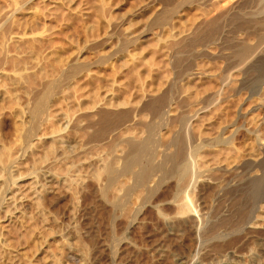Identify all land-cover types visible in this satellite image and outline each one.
Wrapping results in <instances>:
<instances>
[{"label":"rangeland","instance_id":"374dc122","mask_svg":"<svg viewBox=\"0 0 264 264\" xmlns=\"http://www.w3.org/2000/svg\"><path fill=\"white\" fill-rule=\"evenodd\" d=\"M184 1L0 0V147L3 145L0 159L4 157L0 162L3 164L7 160L6 153L17 155V167L14 165L8 174H3L0 164V176L3 174L0 177V188H3L0 197L4 190L1 184L6 178L8 184L14 183L12 192L15 193V200H9L1 209L6 212L4 218L0 212V264H175L173 258L177 256L190 259L187 264H218L214 257H202L203 247L197 252L193 249L195 245L188 231L190 216L182 217L181 214L178 217L175 205L168 203L176 189L174 161L171 158L175 151L174 145L161 159L164 147L156 148V154V150L154 152L150 148L153 138L149 139L145 135L155 129V134L161 135L160 141L163 143L172 139L177 126L173 120L167 122V114L170 116L175 113L176 105L172 89L174 68L172 61L166 59V50L168 38L175 32L178 2L181 6L183 4L181 11H178L179 16L183 15L181 18L178 16V19L186 23L192 15ZM146 25H149L147 33L135 36ZM4 74L10 75L6 78ZM166 79L169 82H165ZM50 80H56L54 86L58 84L53 86L47 109L41 113L43 119L40 117L37 125L39 131L36 127L35 136L30 138L28 144L21 134L31 121L22 117V108L26 104H34L35 97L37 100L42 92L43 84ZM184 81V89H190V82ZM145 93L151 95V102L163 105L161 112L167 114L164 112L149 118L147 111H137ZM100 106L105 107L102 112L107 116L106 119L112 120L120 114L129 121L127 125L130 123L129 133L144 138L142 141L146 151L142 143H139L142 148L138 144L132 151L134 157L140 150L141 158L143 149L144 154L148 151L149 155L141 161L137 156L135 161L141 163L138 167L135 165L133 171L143 172L149 164L147 170L155 169L154 178L159 180L155 187V190L159 187V191L153 187L149 195L142 188L131 193L133 196L129 197L131 200L127 205L132 210L131 217L121 215L124 199L119 208L116 207L118 209L112 206L117 192L108 182L109 174L106 175L104 169L112 156V150L110 135L99 136ZM58 113H63L64 120L57 118ZM215 113L206 114V117H212ZM261 115L254 117L259 119L258 126L262 122L260 120H264V116L260 119ZM250 119V123L254 120L252 125L258 121L252 120V117ZM146 122L149 123L147 127ZM52 133L54 137H65V142L55 145L54 149L51 146L54 138ZM250 141V138L246 141L247 149H253V142ZM30 144H33L32 147ZM231 152L233 154L230 150L221 151L216 156L227 154L230 157ZM151 154L155 156L152 157V164L148 162ZM168 154H172V160ZM45 172L51 173L54 179L49 181ZM261 189H264V184ZM261 189L258 188L257 193ZM253 190L256 189L241 190L238 191L240 195L236 193V197L228 198L234 203L230 208L235 214H240L239 218L248 211L251 197L255 195ZM199 193L203 202L209 200L204 188ZM188 196L192 202L195 200L191 191ZM230 200L225 203L231 206ZM174 215L179 218L176 227L180 226L183 230L181 236L175 234V230L167 232L163 226V216ZM129 220H134V223L130 224ZM258 243L252 239L242 247L243 252L250 255L253 261H264V252L259 250ZM68 246L73 247V255L67 254ZM238 261L240 264L243 262L235 260L237 264Z\"/></svg>","mask_w":264,"mask_h":264},{"label":"bare ground","instance_id":"6f19581e","mask_svg":"<svg viewBox=\"0 0 264 264\" xmlns=\"http://www.w3.org/2000/svg\"><path fill=\"white\" fill-rule=\"evenodd\" d=\"M184 2H187L189 11H192V15L190 14L191 17L189 16L190 20L186 23L183 21V23L178 19V11H181L183 6V4L181 6V3L178 2L179 5H177V8L179 6V9L178 11L176 9L178 16L176 15L175 32L173 36L167 37L168 49L166 50V59L172 61V66L174 68V78L172 81L174 87L172 89H174V105L176 106L174 108L175 111H173L175 113H171L169 116L167 112H161L163 110V105L151 102V100H149L151 99V95L148 93L142 95V103L139 104V109H136L140 112L147 111L148 114H150L149 118H153L155 115L165 112L168 115L167 122L168 120H173L177 125L175 131L172 133V139L170 138V141L167 140L163 143L160 141L161 135L155 134V129H153V131L155 130L154 132L151 131L152 129H148V135L145 131L144 133L149 139L150 137L153 138L154 142L150 148L152 147L154 152L156 150V154V148L160 146L164 147V150L161 151V159H164V156L166 157L169 147L174 145L175 151L171 158L174 161L173 178L175 179L174 186H176V189L175 194H173L168 203L173 204V206L175 205L177 209L176 214H179L178 217H181V214L182 217L184 215L190 216V218H188V222L190 220V223H188V231L190 232L193 245H195L193 249L197 252L200 247H203V249L200 248L202 250H200L201 252L204 251L203 254H201L202 257L209 259L214 257L218 264H237L235 262L237 259L240 260V262L243 261L248 264H264V261L260 259L253 261L250 255L245 253V251L243 252L244 248H242L253 239L259 242L258 248L262 253L264 252V189H261V185L264 184V143H262L264 140V120H260L262 122L258 126L257 123L259 119L257 117V121V119L254 118L255 116H260V114H262L260 119H263L264 116V0H186ZM182 15L183 14H180L179 18H181ZM148 27L149 25L144 26L135 36H140L145 34V32L147 33ZM72 64L75 65L77 63ZM63 71L62 73H64ZM8 75L10 74H4L6 78ZM184 80L190 82L192 85L190 89H187L189 87L184 89ZM164 81L169 82L168 79ZM55 83L56 80L45 82L43 84V89L40 88L42 92L37 97V100L35 97V103H32V105H29L30 103L26 104L25 107L22 108V117H26L31 121L30 126L23 129L25 132L21 134L23 135V140L25 142L28 141V144L30 138L33 135L35 136L36 127L37 131H39V126L37 125L40 123L39 120L41 118L43 119L41 113L47 109L48 99L51 98L50 95L52 90H54L53 86ZM56 85L54 87H56ZM28 99L31 100L30 98ZM101 104L102 103H100V105ZM244 105H246L245 108L243 107ZM102 106L99 108V136H104L106 134L110 135V137L108 136L109 145L112 150V156L108 159V163L106 162V166L104 165V169L107 172L106 175L109 174V181H107L111 183L110 185L117 192V196L114 197V204H110L114 206L115 209H118L120 206L119 204L122 203L121 200L124 199V203L120 208L121 210H119L121 211V215H125V218L126 216L131 217L132 210L127 206L131 200L129 197L133 196L131 193L142 188L143 191L148 192L149 195V192L153 190H151V188L154 187L155 190L159 180H157L158 178H154L155 169L147 170L149 164L147 168L143 169V172H139L138 170L137 173H135L133 171L135 165L138 167L139 164L140 166L141 162L137 164L136 161L137 156L140 158L139 153L141 151L139 148L141 145L139 143H142V147L144 148V138L142 137V139H140L139 135H132L129 133L130 123L127 125L129 121L122 115L119 114L112 120L106 119L107 116L102 112L105 110V107ZM211 112L216 113L212 117H206V114L208 116ZM108 113L109 112H107V114ZM253 113L257 114L253 115ZM62 114L63 113L57 114L59 120H64ZM134 114L136 115L137 113ZM166 114L164 115L165 117L167 116ZM200 115H205V117L203 116L204 118H202ZM250 115L252 120L256 119L257 121H255L256 123L254 125H252L254 120L250 123ZM222 116H225V118L221 120ZM134 117L136 118V116ZM216 120L221 121L218 123ZM147 122L145 127L149 124ZM168 123L164 124L167 125ZM136 131H138V129H136ZM64 138L60 135H55V137L52 138V143L54 142V144L51 143L52 148L54 149V146H57V144H63L65 142ZM248 138L252 140L250 143L253 142V149H247L248 146H245V144L248 145L246 143ZM41 139H39V141H41ZM39 141L38 143H40ZM160 143L162 145H160ZM138 144V150L140 152L138 151V155L135 153L137 156L134 157L133 148L136 145L138 147ZM148 144L150 145V143ZM249 146L252 145L249 144ZM144 149L142 151L143 154ZM223 150L233 151V154L232 152L230 153L232 156L229 157V155L223 154V157L220 155L217 157V153L220 152L219 154H221V151L224 152ZM142 153L140 161L144 159L143 157L146 158V156L149 155L148 151L144 156ZM13 154H9L11 155V157H9L6 153L5 158L7 160L4 159L5 162H3V164L0 162L3 174L4 172L8 174L17 162V155L15 153ZM170 155L168 154L169 158ZM7 156L9 158H7ZM148 157L149 159L151 157L148 162L151 161L152 164V160H154L155 156L151 154ZM152 157L154 158L152 159ZM2 158L4 157L2 156L0 160H2ZM18 158L20 159V157ZM48 158H50V156ZM50 160L51 158L49 161ZM53 160L55 161V159ZM57 160L59 161V159ZM165 161H168V159L165 158ZM143 163L142 161V164ZM145 164L147 166V162ZM154 168H156V166ZM172 172L173 171H171L170 177L172 176ZM46 178L50 179L49 181L52 180L51 178L54 179L51 173H46ZM5 180H8V178ZM5 180L1 184L4 190L0 197V212L4 214V216H2L3 218L6 213L5 211H1L3 205L7 204L6 202L9 200H15H13L15 193L12 192L14 183L8 184ZM10 185L12 186L10 187ZM201 188H204V190L208 192L210 197L209 200L202 201L199 193ZM249 188L256 189L255 191L253 190L255 195L251 197L248 211L241 214V221L239 218L240 214H235V211H232L233 208H230L234 206V203L228 198L231 196L236 197V193L239 194L241 190L246 191V189L249 190ZM258 188L261 190L257 193ZM2 189L0 188V192ZM158 189L159 187L156 188V190ZM104 190L102 192H104ZM106 191L108 190L106 189ZM190 191L195 196L193 202L188 196ZM150 197L151 195L149 198ZM143 198H145V196H143ZM227 200H230L229 203H232L231 206L225 203ZM234 200L236 201V199ZM117 206L118 208H116ZM177 215L163 216L162 221L167 232H174L175 230L174 233L181 236L183 230L179 228L180 226L176 227V221L179 219ZM134 219H136L135 216ZM133 221H131L130 224ZM256 243L257 242H255V244ZM72 246L74 247L73 244ZM73 247L71 248V246H68V255L74 254ZM254 255L256 256V253H254ZM189 260H187V258L186 260L179 258L178 256L173 258L175 264H187Z\"/></svg>","mask_w":264,"mask_h":264}]
</instances>
